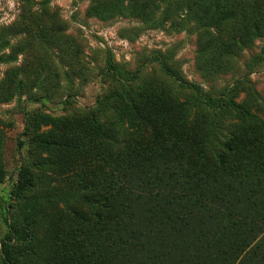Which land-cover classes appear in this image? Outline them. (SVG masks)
Here are the masks:
<instances>
[{"label":"trees","instance_id":"16d2710c","mask_svg":"<svg viewBox=\"0 0 264 264\" xmlns=\"http://www.w3.org/2000/svg\"><path fill=\"white\" fill-rule=\"evenodd\" d=\"M90 13L195 25L196 67L211 77L264 35V0H93ZM158 62L168 80L117 74L80 117L81 136L50 115L30 119L40 172L18 171L21 225L4 217L0 264H68L66 246L74 264H264V122L246 99L212 98ZM75 203L73 227L50 232L48 209Z\"/></svg>","mask_w":264,"mask_h":264},{"label":"rangeland","instance_id":"374dc122","mask_svg":"<svg viewBox=\"0 0 264 264\" xmlns=\"http://www.w3.org/2000/svg\"><path fill=\"white\" fill-rule=\"evenodd\" d=\"M92 4L93 0H0V240L6 232L4 217L7 224L21 225L18 207L25 193L16 186L19 169L40 172L34 168L37 154L25 130L30 119L36 113L47 114L59 120V131L81 136L80 117L113 85L117 74H135V81L144 86L152 77L168 80L160 70L161 60L212 98L227 92L237 101L246 99L264 122V35L235 56L230 71L205 76L196 67L195 25L167 30L156 17L101 21L90 13ZM48 30H55L57 43L48 42ZM109 57L114 74L107 67ZM169 85L176 89L172 81ZM72 179L52 185L64 189ZM76 209L84 212L76 203L50 207L45 215L49 231L58 236L68 232L76 222L71 210ZM65 260L76 262L68 246Z\"/></svg>","mask_w":264,"mask_h":264}]
</instances>
